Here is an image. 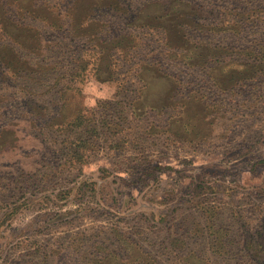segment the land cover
Segmentation results:
<instances>
[{
  "label": "rangeland",
  "instance_id": "obj_1",
  "mask_svg": "<svg viewBox=\"0 0 264 264\" xmlns=\"http://www.w3.org/2000/svg\"><path fill=\"white\" fill-rule=\"evenodd\" d=\"M253 56L264 0H0V264H264Z\"/></svg>",
  "mask_w": 264,
  "mask_h": 264
},
{
  "label": "trees",
  "instance_id": "obj_2",
  "mask_svg": "<svg viewBox=\"0 0 264 264\" xmlns=\"http://www.w3.org/2000/svg\"><path fill=\"white\" fill-rule=\"evenodd\" d=\"M254 57V56H253ZM254 59L256 61H261L259 62L260 63V66H261V73L264 74V57L262 58H257V57H254ZM81 122H83V117L82 115H80L79 117H77L75 120H73V124H71L70 126H72V129L75 130V129H80V125H81ZM83 139H80L79 141H81ZM78 149H83L82 145L78 146ZM78 154H80L79 151H76Z\"/></svg>",
  "mask_w": 264,
  "mask_h": 264
}]
</instances>
